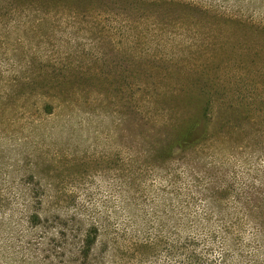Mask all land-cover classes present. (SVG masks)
<instances>
[{
	"label": "rangeland",
	"instance_id": "374dc122",
	"mask_svg": "<svg viewBox=\"0 0 264 264\" xmlns=\"http://www.w3.org/2000/svg\"><path fill=\"white\" fill-rule=\"evenodd\" d=\"M0 264H264V0H0Z\"/></svg>",
	"mask_w": 264,
	"mask_h": 264
},
{
	"label": "trees",
	"instance_id": "16d2710c",
	"mask_svg": "<svg viewBox=\"0 0 264 264\" xmlns=\"http://www.w3.org/2000/svg\"><path fill=\"white\" fill-rule=\"evenodd\" d=\"M47 1H55V0H47ZM199 92L204 96L206 94L205 92H201V91ZM186 97L187 99H193V100L196 98H200L197 97V94L195 93H192L191 95H187ZM205 97L206 98L204 102H202L201 98H200L201 100H194V101H199L200 103H205L202 106L203 108L202 114L194 112L193 114L185 118H181L180 120H177V122L175 121L174 124L169 127L170 132H173V135L169 137L167 142L161 147L160 156L161 153L163 157L168 156L174 153L178 147H189L195 144L196 142H198L199 140L203 139L204 136H206L207 132H194V130L196 131V129L199 127L200 121L202 122L204 120H208V118H206L207 114L205 111L208 105V100H210V98L209 96L208 98L207 96ZM188 104H192V102L190 101ZM204 124L207 126L205 121ZM91 243H92V238L86 241L85 244L87 249L90 248Z\"/></svg>",
	"mask_w": 264,
	"mask_h": 264
}]
</instances>
